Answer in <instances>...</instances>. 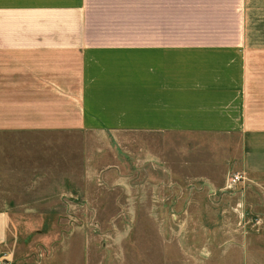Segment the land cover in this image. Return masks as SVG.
<instances>
[{"label": "crops", "instance_id": "obj_1", "mask_svg": "<svg viewBox=\"0 0 264 264\" xmlns=\"http://www.w3.org/2000/svg\"><path fill=\"white\" fill-rule=\"evenodd\" d=\"M79 130L134 133L142 141L120 150H150L175 170L215 164L209 150H241L258 189L242 199L244 219L255 218L243 226L223 223L231 212L220 196L190 195L181 211H124L167 221L115 228L102 244L72 237L78 264H264V0H0V259L34 264L14 259L9 220L42 211L30 203L67 185L75 166L58 165V150H79Z\"/></svg>", "mask_w": 264, "mask_h": 264}, {"label": "rangeland", "instance_id": "obj_2", "mask_svg": "<svg viewBox=\"0 0 264 264\" xmlns=\"http://www.w3.org/2000/svg\"><path fill=\"white\" fill-rule=\"evenodd\" d=\"M71 139L79 150H68L67 155L59 153L67 150H58V165L71 161L75 166L73 177L69 173L70 177L64 178L67 185L58 187L54 201L30 203L42 211L17 213L26 216L9 220L7 246L14 250L15 260L29 255L34 264H59V253L63 251H58V245L62 242L72 246L75 243L73 238H82L81 241L85 243L88 237L91 243L102 244L110 239L109 232L115 228L129 229L133 233L136 227L149 228L152 221L165 225L166 219L128 217L124 211H181L186 203L184 198L190 195L222 197V208L231 212L222 220L225 225L243 226L255 220L244 219L247 210L242 199L253 195L258 188L249 186L248 173L240 169L241 150H209L208 159L217 164L209 163L208 167L195 165L193 171H187L170 169L163 162H157L150 150H120L133 149L136 142L142 141L134 133L116 138L109 134L93 133L87 137L79 130L73 131ZM85 143H94V150H84ZM177 156L181 157V152ZM168 157L170 166H174L171 163L177 158ZM146 160H153L154 163ZM235 171L241 172L243 177L227 186V176ZM64 172L59 168L58 179ZM252 177L261 176L253 174ZM142 178L158 179L160 185L145 183L140 186L134 182ZM87 181L94 182V185H86ZM51 188H31V194L45 190L50 195ZM105 212H110L114 217H106ZM172 222L181 225L183 221L169 220V223ZM73 246L71 251L62 255V264L79 263V251ZM96 260H102V256Z\"/></svg>", "mask_w": 264, "mask_h": 264}, {"label": "built area", "instance_id": "obj_3", "mask_svg": "<svg viewBox=\"0 0 264 264\" xmlns=\"http://www.w3.org/2000/svg\"><path fill=\"white\" fill-rule=\"evenodd\" d=\"M242 173L239 171L231 172L226 178V185H230L235 183L236 181L242 178ZM0 264H12L11 260L9 259H0Z\"/></svg>", "mask_w": 264, "mask_h": 264}]
</instances>
